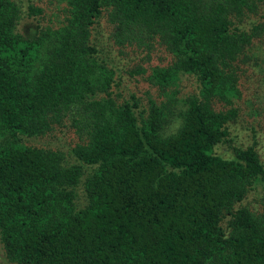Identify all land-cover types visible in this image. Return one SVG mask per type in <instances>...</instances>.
Here are the masks:
<instances>
[{"label": "trees", "instance_id": "16d2710c", "mask_svg": "<svg viewBox=\"0 0 264 264\" xmlns=\"http://www.w3.org/2000/svg\"><path fill=\"white\" fill-rule=\"evenodd\" d=\"M64 2L61 24L42 26L41 9L29 4L25 13L36 23L22 28L19 2L0 0L7 261L264 264V214L240 204L250 190L264 199V164L254 142L230 145L229 157L214 151L230 142L235 116L216 104L241 94L238 71L264 40V0ZM102 13L116 43L143 52L147 65L134 62L129 73L151 92L145 100L111 96L114 68L90 38ZM181 79L193 86L180 99ZM66 121L79 138L68 151L76 163L21 142Z\"/></svg>", "mask_w": 264, "mask_h": 264}, {"label": "rangeland", "instance_id": "374dc122", "mask_svg": "<svg viewBox=\"0 0 264 264\" xmlns=\"http://www.w3.org/2000/svg\"><path fill=\"white\" fill-rule=\"evenodd\" d=\"M17 1L24 10L19 24L22 28L31 27L36 23V19L33 16H28L25 13L29 4L41 9L36 18L42 26L56 27L61 24L66 13L64 0ZM109 25L106 15L104 13L100 14L91 27L90 38L98 51L99 57L106 59L114 68L115 80L114 85H112L111 96L119 101L120 97L127 98L129 94L134 93L145 100L146 96H149L151 92L142 83L143 81L139 76L135 75V73H129L134 62L139 61L147 65V61H141L143 52L138 45L120 46L116 43L112 37ZM259 43L256 46L255 53L251 54L255 56V59H250L238 71L241 94L229 105L216 104L218 109L234 108L235 116L229 119L227 123L230 142L218 143L214 147V151L222 157H229L231 155L230 145L245 147L254 142L258 157L264 164V40ZM156 61L158 62L159 60L157 59L153 62ZM181 81L178 82L177 92L175 93L176 98L180 99L186 97L192 91L191 87L193 86L186 80L181 79ZM173 89L175 90V88ZM67 124L68 122L66 121L64 125H55L52 130L43 135L21 136V142L29 146L59 151L68 164L76 163L68 151L79 142V138L73 128L68 127ZM87 174L88 171L85 169L75 187L76 201L79 203L84 198L82 182ZM240 204L247 206L253 213L264 214V199L260 191H248ZM0 264H14L7 261L1 246Z\"/></svg>", "mask_w": 264, "mask_h": 264}]
</instances>
